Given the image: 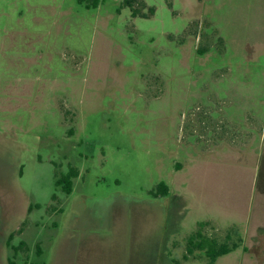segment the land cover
Instances as JSON below:
<instances>
[{
	"label": "rangeland",
	"instance_id": "1",
	"mask_svg": "<svg viewBox=\"0 0 264 264\" xmlns=\"http://www.w3.org/2000/svg\"><path fill=\"white\" fill-rule=\"evenodd\" d=\"M93 1L0 0V264H264V0Z\"/></svg>",
	"mask_w": 264,
	"mask_h": 264
},
{
	"label": "trees",
	"instance_id": "2",
	"mask_svg": "<svg viewBox=\"0 0 264 264\" xmlns=\"http://www.w3.org/2000/svg\"><path fill=\"white\" fill-rule=\"evenodd\" d=\"M86 0H80L81 3H84ZM99 0H94L93 5L98 6ZM133 0H125V4L131 9H134L132 5ZM89 6V5H88ZM133 16L136 17L138 15L137 10H132ZM78 177L77 170L71 168L69 172L63 177L57 180V186L62 187L63 191L70 195L73 192L74 179ZM170 193L169 186L162 182L157 188L152 192V195L155 198H164L167 197ZM237 245L234 244V247H230L229 242H225L223 244H219V242L215 240H208L203 236L201 232H198L195 235H192L187 242V251L190 255H193L196 251L205 252L206 257L209 260V264H215L217 260L221 257H224L230 254L234 249H237ZM10 264H15L13 261ZM30 264H38V263H30Z\"/></svg>",
	"mask_w": 264,
	"mask_h": 264
},
{
	"label": "flooded vegetation",
	"instance_id": "3",
	"mask_svg": "<svg viewBox=\"0 0 264 264\" xmlns=\"http://www.w3.org/2000/svg\"><path fill=\"white\" fill-rule=\"evenodd\" d=\"M62 190H63V189H62ZM174 197H176V199L179 198V196H174Z\"/></svg>",
	"mask_w": 264,
	"mask_h": 264
}]
</instances>
